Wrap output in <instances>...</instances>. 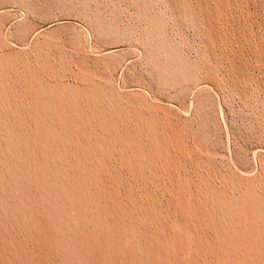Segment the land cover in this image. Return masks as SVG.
<instances>
[{"label":"rangeland","instance_id":"374dc122","mask_svg":"<svg viewBox=\"0 0 264 264\" xmlns=\"http://www.w3.org/2000/svg\"><path fill=\"white\" fill-rule=\"evenodd\" d=\"M37 95L54 97L52 108L34 107ZM13 105L48 117L54 149L72 154L54 167L67 179L92 172L111 225L112 207L148 206L144 237L125 243L135 264L150 263L143 243L166 231L182 183L202 211L201 239L178 232L170 259L264 264V0H0V233L25 242L22 195L5 187L26 184L8 168L28 166L10 127L31 125L8 114ZM243 226L253 230L248 247L229 241ZM63 227L61 244L66 234L75 245L77 229ZM53 253L57 264L75 260Z\"/></svg>","mask_w":264,"mask_h":264},{"label":"bare ground","instance_id":"6f19581e","mask_svg":"<svg viewBox=\"0 0 264 264\" xmlns=\"http://www.w3.org/2000/svg\"><path fill=\"white\" fill-rule=\"evenodd\" d=\"M54 101V97L53 99L47 98V100H45L40 95H37L34 97L31 103L34 107H40V109H51L54 105ZM16 107L17 105H13L12 107L10 106L7 110L8 114L17 116L18 120H16L20 124L30 122L29 124L31 125V130L28 129L30 130V132L23 133V131H20L21 134H14L17 128L16 126L10 127L13 133V143L15 145L22 146L23 151H21V156L25 161L28 162V166L26 168L19 169H16L14 167L8 168L7 166L6 168H8L7 174L16 177V181L22 179L25 180L26 184L22 183L21 185H19L20 183L18 184L17 182L10 184L8 183L7 187L5 188L9 195H20L21 193L22 205L20 202L21 207L19 208V210L20 213L27 219L25 224L28 231L27 233H25V242L21 241L17 236L18 234L16 235V233L14 234L12 232L13 235L11 233L8 234L7 231H3L4 233H0V264H57L53 253V247H59L66 253L74 256L73 259L75 260L71 258L73 260L71 262L72 264H135L134 258V263L129 260L130 251L127 250V246V248L125 247V243L127 241H130V239L141 240L144 237L141 232L143 231V229L141 230V228L142 226H144L148 219L151 220L147 212L149 209L148 206L139 201H130L129 203L127 202L128 204H125L124 206L117 205L114 208L112 207L111 209L116 212V218L114 219L116 220V223L115 225H111L109 223L110 220L106 218V216L108 215H104L105 204L103 205L101 203L102 197H100L99 193L97 192L98 187H95V180H93V174H91L92 172L88 169L81 168L82 170L76 171L77 175L81 172L80 174L87 176V178H83L78 175L73 176L71 179H67L62 170L54 167V162L57 158L66 159L69 155H67L68 152L65 150L54 149L55 147H57V145H54L51 141H56V139H58L60 135H54L52 133L51 128L46 123V118L48 117L45 118V116L41 112L42 110L40 111V109L36 112L32 110V112H27L26 114L22 115L17 111ZM47 112L50 113L51 117L57 116V112L53 110H48ZM82 118L84 117L82 116ZM1 132L3 133V131ZM165 139L167 141V137H165ZM166 146V142L163 143V148L162 145H159V150L161 151V148L164 150ZM156 147H152L153 152L154 148L156 150ZM70 156H72V154ZM2 157L5 158L4 155ZM5 159L7 160V158ZM156 161L158 160L156 159ZM182 184L176 185V187H178L180 191L179 200L181 206L176 208V215L167 220V227L164 228L166 229V231L164 230V234L162 235V232L159 234L153 233L149 236L150 238L148 236L144 238L146 239V241L150 239L148 242L143 243L142 247V249L145 250L150 257L148 258L150 259L149 264H177L178 260L169 258L170 253L168 252V247L170 246V241L178 236V232L182 233V235H192L194 236L196 241H199L201 239L199 225L202 222V211L197 206H195V203L193 201H189L184 196L185 193L183 194L182 192L184 186ZM2 187L3 186H1V188ZM9 210L11 216L12 214H15V210L13 208H10ZM140 211L145 212V215H140ZM165 216L166 214L161 212L159 215L160 220L164 221ZM130 218L133 221L137 219V221L132 224L129 222ZM107 220H109V222ZM17 222L18 221H16L15 223ZM18 224L20 225V222ZM62 224L64 225V227L66 224L67 227L68 224H70L77 229V235L72 234L71 232V234L73 235L72 238H75V241L77 242L74 243L75 245H70L68 243L69 237H67L68 239L63 238L64 235L66 237V234L63 235V239L60 237L61 240L66 241L64 244H61L60 239H58V236H56V234L62 229ZM154 224L156 228L161 227L160 222ZM66 229L65 231H67ZM24 230L25 229H23V232H25ZM69 231L70 230H68V232ZM252 231L253 230L251 228L246 227L239 229V232H237L229 241L235 242L238 245L240 244L241 246H247L249 234ZM74 235L76 237H74ZM59 257L60 256H58V258ZM201 261H203L201 257H196L192 264H203Z\"/></svg>","mask_w":264,"mask_h":264}]
</instances>
